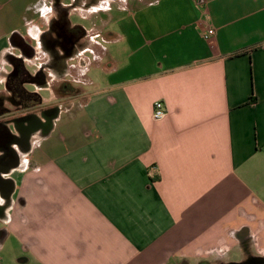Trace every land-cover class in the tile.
I'll return each instance as SVG.
<instances>
[{"label": "crops", "instance_id": "crops-1", "mask_svg": "<svg viewBox=\"0 0 264 264\" xmlns=\"http://www.w3.org/2000/svg\"><path fill=\"white\" fill-rule=\"evenodd\" d=\"M74 3L0 0L1 123L16 61L75 66L46 46L62 14L96 86L46 108L50 126L0 170V264H264V0H139L118 34L71 23Z\"/></svg>", "mask_w": 264, "mask_h": 264}, {"label": "rangeland", "instance_id": "rangeland-1", "mask_svg": "<svg viewBox=\"0 0 264 264\" xmlns=\"http://www.w3.org/2000/svg\"><path fill=\"white\" fill-rule=\"evenodd\" d=\"M126 1L127 3H124V2L122 3L123 6H125L123 7V6L116 4L115 1L113 0H76V3L70 6L69 13L73 15H71L69 19L71 23L81 24L83 26L87 24L85 20L87 19L88 22L90 20L91 26H92L95 23L94 20L96 16L99 18L106 17L107 19H109V22L106 28L108 29V32L118 34L120 30L126 31V30L132 29L131 15L134 12V8H135L134 6L137 5L136 1H139V0H126ZM132 1L135 3H132ZM147 1L149 0H140L141 2L140 5H142L143 3ZM110 18H113V19L110 20ZM95 32L96 30L94 29L89 31L90 34H93ZM100 32L101 34L99 33V35L97 36L98 42L103 41L105 38V36L102 34L103 30L102 31L100 30ZM90 34L87 33V35H85L86 40H88V38L91 37ZM85 43L86 45H90L92 48L91 49L92 56L88 54L87 57H90V59H92L93 57V62L90 60V63H93V64H91L88 67L89 71H88L87 77L89 79H92L93 83L97 85H101L103 80L101 79L102 75L100 73V68H101L99 66L100 62L98 66L95 65L97 64L98 58L100 56L98 45H96L95 43L89 40L88 42H85ZM103 45L107 47L108 49H110L111 47L115 48L116 46H119L120 44L119 43L118 44L103 43ZM79 50L80 49L75 51V54H74L75 60L72 63H74L75 66L73 67L66 66L63 71L61 70L62 72L61 71L56 72L57 70L51 69L50 67H47V66L45 67L43 66L42 70L38 71L35 67L34 62L25 64V68L27 69V71L33 75L37 74L38 72L44 73L45 75L44 83L45 84H40V86H44V87L49 86L50 91L48 89H40V88L37 89V87L33 84H26L24 88L28 92L37 93L41 97L42 103L39 106H32L26 109L22 107L16 109L15 107L9 105L10 110L13 111L12 119L23 118L29 115H32V116H35L41 119L42 112H44L46 108H48L51 105L61 102L59 98L64 97V96H60L57 93H55V89L61 84H67V85H72L74 87H78L80 91H82L83 89L86 91H89L93 89L94 87H96L95 85H88V84H85L84 86L82 85L85 83V81H87V78H86V75H84L83 69L81 68V66L84 61H85L84 63H87L88 61L87 59H84V61H79L77 59L78 55L81 53ZM40 56L41 58H44V60H47L45 56L42 57L43 55L41 53H40ZM108 61H109L108 59L103 58V65L108 63ZM46 81H48L49 83H47ZM12 119L6 120V121L12 122L11 121ZM10 124H8L9 127L11 128L13 127L15 130L16 126L13 125V123L12 125Z\"/></svg>", "mask_w": 264, "mask_h": 264}, {"label": "flooded vegetation", "instance_id": "flooded-vegetation-1", "mask_svg": "<svg viewBox=\"0 0 264 264\" xmlns=\"http://www.w3.org/2000/svg\"><path fill=\"white\" fill-rule=\"evenodd\" d=\"M53 36L46 42V46L53 51L56 57L60 56L59 50H62V54L65 56L72 54L77 49L81 48L83 44L81 39L83 38V32L66 27L65 18L63 14L57 23L54 24ZM13 99H9L11 101ZM54 112L44 113L42 112L41 119L32 115L23 118L12 119V122L4 121L0 122L2 127L6 128V131H0V170H6L10 166H14L18 162V155L14 146L17 145L19 149L24 150L27 142L30 139L31 133L36 129H47L50 126L51 119ZM11 123V124H10ZM15 125V134L7 129V124ZM11 128V129H12ZM0 186L6 191L9 187L7 182H0ZM255 261H249L245 264H255Z\"/></svg>", "mask_w": 264, "mask_h": 264}, {"label": "trees", "instance_id": "trees-1", "mask_svg": "<svg viewBox=\"0 0 264 264\" xmlns=\"http://www.w3.org/2000/svg\"><path fill=\"white\" fill-rule=\"evenodd\" d=\"M66 22V20H65ZM67 23V22H66ZM77 31L83 30L80 27L72 28ZM30 52V51H29ZM45 75L42 72H38L35 75H31L23 66V64L19 61H16L14 64V70L11 73L9 79L7 80V88L10 92L9 99L14 107L17 108H29L32 106H39L42 103L41 97L37 93L28 92L24 86L26 84H44ZM55 93L60 96H74L80 93L78 87H74L72 85L61 84L55 89ZM54 112V109L46 110L44 113ZM1 124V123H0ZM0 131H6L5 127L0 125Z\"/></svg>", "mask_w": 264, "mask_h": 264}, {"label": "built area", "instance_id": "built-area-1", "mask_svg": "<svg viewBox=\"0 0 264 264\" xmlns=\"http://www.w3.org/2000/svg\"><path fill=\"white\" fill-rule=\"evenodd\" d=\"M215 32L213 29H208L204 34V39H210L214 36ZM167 115L165 105L161 101L153 103L151 117L153 120L157 121L163 119Z\"/></svg>", "mask_w": 264, "mask_h": 264}]
</instances>
